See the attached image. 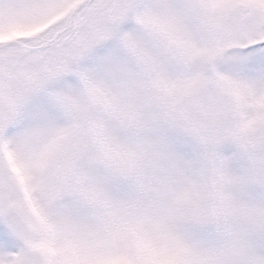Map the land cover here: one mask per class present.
Instances as JSON below:
<instances>
[{"label": "snow or ice", "instance_id": "snow-or-ice-1", "mask_svg": "<svg viewBox=\"0 0 264 264\" xmlns=\"http://www.w3.org/2000/svg\"><path fill=\"white\" fill-rule=\"evenodd\" d=\"M0 264H264V0H0Z\"/></svg>", "mask_w": 264, "mask_h": 264}]
</instances>
